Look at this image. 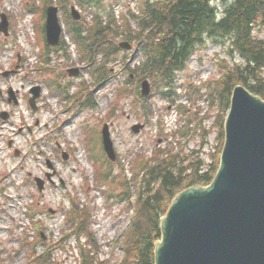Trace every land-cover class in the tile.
<instances>
[{
	"label": "rangeland",
	"instance_id": "374dc122",
	"mask_svg": "<svg viewBox=\"0 0 264 264\" xmlns=\"http://www.w3.org/2000/svg\"><path fill=\"white\" fill-rule=\"evenodd\" d=\"M35 1L38 0H0V13H9L16 22L9 37L0 33V43L4 44L0 46V116L8 114L6 121L0 118V264H26L29 250L22 246L24 240L28 235L34 239L39 233L46 246H53L56 264H76L78 242L74 237L64 239L70 226L66 211L71 210L73 204L81 205L92 215V231L98 244L104 246L100 258L115 264L122 254L112 246L126 228L129 213L123 203L107 199L112 189L103 188L101 183L97 185L99 170L108 167L103 163L108 158L101 152L99 142L103 125H110L113 143L122 159V165L116 161L109 167L121 182L133 175L141 156L149 157L155 150L174 149L186 154L198 150L202 142L198 133L202 126L210 131L203 159L211 163L210 154L218 144L214 126L218 106L216 103L209 106L205 82L220 78L223 67L233 64L234 58L228 52L226 41H208L199 46L187 69L178 74L180 105L170 106L167 100L154 97L151 100L154 116L149 123L134 108L133 97L120 95L127 86L119 75L95 93L98 99L95 109L82 111V103L77 100L68 110L67 101L51 93L46 83L48 75L62 85L70 84L69 92L73 94L79 89L78 84L91 82V74L68 36L70 57L48 53L50 62L46 67L49 66L52 73L44 75V69L39 68L44 61L35 34L38 23L42 22L38 17L42 9L36 5L37 13L25 15L27 5L32 7ZM128 2L137 7L135 0L119 3L105 0L102 11L115 5L114 10L123 13ZM80 11L86 19L91 17L89 10ZM261 35L264 36V32ZM72 68L83 70V78H70L68 70ZM189 85H197L203 97L195 101L196 95L189 91ZM36 86L43 92L38 100L39 109L34 112L29 98L31 89ZM9 90L16 94L17 105L8 101ZM181 105L186 106V112L180 110ZM115 106V113L110 114ZM204 116L210 118L201 125ZM137 124H144L145 128L134 134L132 127ZM183 126H189V138L180 135L178 130ZM190 126L195 128L190 129ZM91 130L96 133L88 135ZM65 154L68 160H64ZM47 175L51 176V181L40 192L34 180H46ZM33 197L38 199V205ZM30 209L37 220L44 221L42 227L30 224L26 213Z\"/></svg>",
	"mask_w": 264,
	"mask_h": 264
},
{
	"label": "trees",
	"instance_id": "16d2710c",
	"mask_svg": "<svg viewBox=\"0 0 264 264\" xmlns=\"http://www.w3.org/2000/svg\"><path fill=\"white\" fill-rule=\"evenodd\" d=\"M220 4L225 8L218 18ZM141 8V16L134 17L143 31L140 38L146 37V31L149 38H146L147 60L139 75L160 81L157 86L161 91L169 89L174 94L171 90L178 72L186 69L196 47L205 40L229 39L235 52L244 59V66L224 76L213 93L219 103L218 139L222 143L235 87L242 84L264 100V39L256 33V29H264V0H141ZM115 24L114 18L106 24L97 18L87 36L75 26V40L79 45L83 42L93 59L100 54L107 58L108 52L118 54L115 40L121 34ZM206 136L205 132L203 138ZM219 155L215 156L214 164L207 165L200 158L163 153L139 167L132 181L137 189L133 217L120 237L123 258L117 264H155L156 244L162 239V218L173 199L190 187L209 185L218 171ZM125 187L130 190V182ZM75 228L81 237L87 238V243L80 245L79 264H105L98 257L101 247L92 233L90 216L84 215ZM34 264L54 262L49 253L38 256Z\"/></svg>",
	"mask_w": 264,
	"mask_h": 264
},
{
	"label": "water",
	"instance_id": "95a60500",
	"mask_svg": "<svg viewBox=\"0 0 264 264\" xmlns=\"http://www.w3.org/2000/svg\"><path fill=\"white\" fill-rule=\"evenodd\" d=\"M57 13L48 10L49 40L60 36ZM2 18L7 33V18ZM104 142L114 160L107 128ZM162 234L156 264H264V101L243 86L233 93L214 181L175 198L162 220Z\"/></svg>",
	"mask_w": 264,
	"mask_h": 264
}]
</instances>
